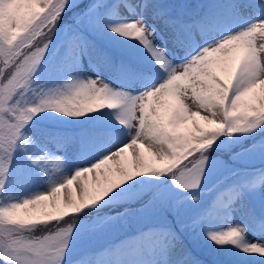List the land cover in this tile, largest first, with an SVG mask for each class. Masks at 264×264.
I'll list each match as a JSON object with an SVG mask.
<instances>
[{"label": "snow or ice", "instance_id": "6c2138e0", "mask_svg": "<svg viewBox=\"0 0 264 264\" xmlns=\"http://www.w3.org/2000/svg\"><path fill=\"white\" fill-rule=\"evenodd\" d=\"M78 2L0 0V260L4 264H63L82 213L99 212L104 204L117 199H140L145 191H151L141 186V178L151 182L166 178L176 189L195 192L201 187L208 154L222 137L251 135L264 128V20L217 39L206 19L179 22L169 16L164 5L150 0H143L138 7L147 8L169 29L175 50L184 57L179 63L169 58L166 48L155 46V29L149 28L143 16L110 28L124 40L138 42L155 65L153 78L144 85V91L137 95L114 91L99 77L74 79L62 88L47 91L35 89L33 77L53 47L60 22ZM122 6L131 7L129 0H95L64 40L68 57L78 62L87 45L85 29L102 28L107 16ZM235 9L243 11L244 6L237 3ZM187 100L192 101L195 111L185 103ZM104 109L117 113L125 130L122 137L105 145L83 167L64 178L54 175L60 171L59 158L52 161L46 154L30 156L32 165L45 175H49L48 167L52 169V187L33 197L5 198L15 155L32 144L24 130L35 116L51 111L81 118ZM196 116L203 124L195 123V130L188 133L181 131ZM142 147L147 148L151 162L137 152ZM130 149L131 164L124 166V154ZM228 179L225 176L219 184ZM77 182L79 195L70 187ZM260 183H264V173L245 181L243 187ZM65 188L69 191L62 199L58 194ZM240 188L232 184L220 191L212 207L190 226H199L218 207H227ZM226 193H232L227 203ZM162 195L153 191L149 204ZM188 199L196 202L199 197L190 195ZM69 213L74 215L63 219ZM113 219L102 217L97 227ZM259 226L264 228V223ZM37 227L47 234L29 235ZM245 231L235 225L205 234L219 247L231 245L264 257V243H245ZM149 235L161 241L166 251L175 246V234L164 225L154 227ZM81 264H87V260Z\"/></svg>", "mask_w": 264, "mask_h": 264}, {"label": "rangeland", "instance_id": "374dc122", "mask_svg": "<svg viewBox=\"0 0 264 264\" xmlns=\"http://www.w3.org/2000/svg\"><path fill=\"white\" fill-rule=\"evenodd\" d=\"M81 1L84 5L74 11L77 13L74 23L60 29L58 36L53 38V47L45 57V62L37 69L32 86L38 91H47L62 88L74 79L99 77L112 90L127 93L134 83L131 71L155 72V65L152 70L150 66H145L143 59H146L148 53L143 47L138 42L126 41L113 34L110 28L130 20V14L136 16V11L144 14L140 13L161 40V33L164 36L167 34L166 26L147 8L138 7L143 4V0H129L131 7L122 6L119 10L123 13L118 14L116 11L108 15L102 28L85 29L87 45L81 50L76 62L68 57L64 40L77 27L78 18L85 15L95 2L79 0L74 6ZM110 3H115V0H110ZM150 3L164 5L169 16L179 22L206 19L217 39L229 24L238 25L247 18L245 10L236 11V3L231 0H150ZM155 36L153 42L156 41ZM169 58L179 63L184 57L181 52H175L169 54ZM185 103L195 111L191 100ZM192 120L203 124L200 117L196 116L182 126L181 131L191 132ZM86 126L92 130V139L85 134ZM73 127L81 128L75 134ZM262 130L264 128L255 133ZM24 132L31 138L32 144L16 153L6 184L5 198L33 197L46 193L52 187V169L48 167L49 175H45L32 165L30 156L35 158L46 154V158L52 161L59 158L60 171L54 175L64 178L83 167L105 145L117 141L125 134L117 120V113L108 109L81 118H70L51 111L42 112L32 119ZM75 136H80L84 144H79ZM132 151L130 149L124 154L128 159L127 162L122 161L124 166H130ZM137 152H142L145 160L151 162L146 147L137 149ZM18 159L24 164L23 170L20 169ZM230 164L222 165L217 159L209 160L201 187L195 192L185 193L172 186L168 180L156 188L155 192L163 195L154 203L149 204L152 196L140 208L125 211L118 217L109 216L115 219L107 221L102 227H97L101 219L98 218L88 225L73 229L63 264H81L85 259L87 264H262V257L244 253L231 245L219 247L210 242L205 234L212 231L215 225L221 229L227 220L232 221V226L239 225L246 229L245 243H264V228L259 226L264 223V183L256 187H243L245 181H251L257 174L264 173V137L258 135L249 147L236 153ZM109 166H113V162ZM225 176L229 177L228 181L219 184ZM78 183L70 186L76 195H79ZM232 184L241 185L239 195L227 207H218L199 226H190L193 220L212 207L217 194ZM156 185L157 182L141 178L142 187L154 188ZM68 191L65 188L58 195L63 199ZM190 195H197L198 201L188 199ZM231 198L232 193H226L225 203ZM161 225L170 228L175 234V246L170 251H166L161 241L149 235L151 229Z\"/></svg>", "mask_w": 264, "mask_h": 264}, {"label": "trees", "instance_id": "16d2710c", "mask_svg": "<svg viewBox=\"0 0 264 264\" xmlns=\"http://www.w3.org/2000/svg\"><path fill=\"white\" fill-rule=\"evenodd\" d=\"M84 5L83 1H81L78 5H75L74 7L69 8L65 15L63 16L59 30L65 27H68L69 25H72L74 22L75 14L74 11H77L79 7H82ZM78 128L81 127H73V132L75 134L79 130ZM85 134L92 139V130L89 129L86 126ZM258 135H262L264 137V130L258 131V133H253L251 135H239L233 136V137H222L220 141L217 142V145H214L212 150L209 152V160L212 159H217L222 165H231L232 159L236 156V153L240 151H244L247 147H249L254 140L258 138ZM75 139L79 140V143H81V139L79 136H75ZM218 145H223V146H218ZM194 157H189V159H192ZM187 161H185L186 163ZM18 164L20 165V169L23 170L24 164L20 162V159H18ZM22 164V166H21ZM168 180L165 178L162 180V182H157V185L153 188H151V191H145L144 195L140 199H134V200H129L125 199L123 200H118V201H113L104 204L103 208L99 212H86L82 213L81 216L76 220L75 227L74 229L79 228L80 226L83 225H88V223L94 221L95 219L102 218V217H109L114 215L115 217H118L119 214H123L125 211H130L132 209H136L137 207L140 208L143 204L147 203L150 198H152V192L157 191L156 188L160 185V183H165ZM74 215L73 213H69L68 216L64 217L63 219H68L71 218V216ZM49 226H53V222L49 221ZM42 234H47L46 232L41 231L40 227H37L36 231L34 233H31L29 235H36L40 236ZM123 236V235H122ZM95 248H92L94 250ZM0 264H4L3 260H0Z\"/></svg>", "mask_w": 264, "mask_h": 264}, {"label": "bare ground", "instance_id": "6f19581e", "mask_svg": "<svg viewBox=\"0 0 264 264\" xmlns=\"http://www.w3.org/2000/svg\"><path fill=\"white\" fill-rule=\"evenodd\" d=\"M231 1H233L236 4L239 3L244 6V10H245L244 12L247 14V18L245 21H242L238 25L229 24L227 28H225L223 32H221L218 39L224 35L235 34L236 32L251 26L252 24L256 23L259 20H264V7H261V4L264 3V0H231ZM117 11H118V14L123 13L122 10H117ZM136 12H137L135 14L136 16H134L133 14H130V17H131L130 19L140 18L142 15H144L142 12H139V11H136ZM144 20H145V17H144ZM126 22L128 21L125 20L123 23H126ZM165 31L167 33L165 36L163 35V32L161 33L163 40H161V38H158V34L155 36L156 41L154 42V44L157 48H166L169 54H175V52L177 51L175 50L174 45L172 43L171 32L169 31V29H167V27L165 28ZM143 61L145 62L144 64H146L145 66H150L152 70L154 64L152 63L151 58L149 57L148 54L146 56V59H143ZM154 73L155 72H153V70L152 71H147V70L145 71L134 70L133 71L132 70L131 71L132 79L131 78L130 79L134 80V83L132 84V89L127 91V93L137 95L139 94V92L144 91L145 90L144 85L147 84L153 78ZM194 124L195 122L192 120L190 124L191 131L195 130ZM123 159H124L122 160L123 162L128 161L126 157H124ZM232 224H233L232 221L228 222L226 220L223 222V226L221 227V229H218V225H215V226H212V231H220L222 230V228L226 229L228 227H231ZM262 259H263L262 264H264V257H262Z\"/></svg>", "mask_w": 264, "mask_h": 264}]
</instances>
